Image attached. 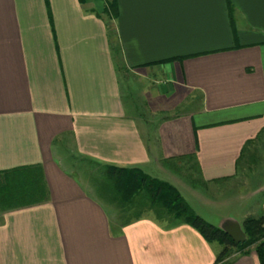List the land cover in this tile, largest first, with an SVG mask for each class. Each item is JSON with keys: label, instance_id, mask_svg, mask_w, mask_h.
I'll return each mask as SVG.
<instances>
[{"label": "crops", "instance_id": "obj_1", "mask_svg": "<svg viewBox=\"0 0 264 264\" xmlns=\"http://www.w3.org/2000/svg\"><path fill=\"white\" fill-rule=\"evenodd\" d=\"M117 2L0 0V172L38 167L48 191L0 206V264H261L254 245L217 262L189 224L117 221L77 166L139 167L245 234L264 215V0Z\"/></svg>", "mask_w": 264, "mask_h": 264}, {"label": "trees", "instance_id": "obj_2", "mask_svg": "<svg viewBox=\"0 0 264 264\" xmlns=\"http://www.w3.org/2000/svg\"><path fill=\"white\" fill-rule=\"evenodd\" d=\"M106 2L105 13L111 18H116L117 0ZM103 167L104 172L99 173L100 185L105 188L107 194L113 191L114 200L121 204L120 209L134 204L135 197L146 196L152 206L165 210L157 217L158 219L170 221L172 225L189 224L207 240L221 243L223 249L217 256V262L227 258L234 249L243 250L256 245L260 263L264 264V215L244 220L243 227L247 238L244 242L238 243L227 231L199 216L174 185L150 176L139 167L113 165ZM47 197V186L38 167L23 166L0 172V206L3 209L12 210L43 203ZM138 218L137 216L124 223H130Z\"/></svg>", "mask_w": 264, "mask_h": 264}, {"label": "rangeland", "instance_id": "obj_3", "mask_svg": "<svg viewBox=\"0 0 264 264\" xmlns=\"http://www.w3.org/2000/svg\"><path fill=\"white\" fill-rule=\"evenodd\" d=\"M145 83L147 85H149V82H143L142 83L140 81L139 86L141 84L143 86ZM135 94H137V96H138L137 90L135 91ZM85 164H86V162H85ZM85 164L84 163H83V165L79 164V165H81V167L80 166H77V167L82 168L83 171L85 170L84 167H89L90 169H93V172L90 175H89V173L87 175L85 174V177H89V179H87V180L94 187L93 193L95 194V196L100 198L101 201H103L105 203L106 207L108 208L110 213L115 217V219L117 221L127 222V221H130V220L136 218L137 216L141 217L143 215L151 216V217H158L165 212V210H163L161 207L152 206L149 203L146 196H140L138 198L135 197V203L134 204L127 205V206H125V208L120 209L121 204H118L119 202L114 200L113 191L111 190V192H108V194H107L105 188H102L100 185L99 173L104 172V167L103 166L93 167L91 165L87 166V164L86 165ZM168 166L170 168H173V169H174V167H176L179 170L177 172L179 175H181V173H186V175L183 174V176H182V178L184 177L185 179L187 178V174L190 175L191 173H194V170L189 169L190 164L188 165L187 161H185V163L183 161L176 162V163L175 162L170 163V164H168ZM194 177H195L194 174H192L191 179H193ZM191 179H190V182H191ZM197 184H199V182L196 181V185ZM199 211H201L210 220V223L219 227L218 221H219L220 217L218 216V214L215 211L211 212V210H209V209L207 211H205L203 209H199ZM225 211H226V213H230V212L235 213V214L239 213V212H237L238 210L235 207L228 208ZM211 220H213V222H211ZM164 221L167 222V224L171 225L170 221H166V220H164ZM245 236H246V233H245ZM254 247H256V245H254Z\"/></svg>", "mask_w": 264, "mask_h": 264}, {"label": "water", "instance_id": "obj_4", "mask_svg": "<svg viewBox=\"0 0 264 264\" xmlns=\"http://www.w3.org/2000/svg\"><path fill=\"white\" fill-rule=\"evenodd\" d=\"M236 242H244L245 241V234L241 232L240 236L233 237Z\"/></svg>", "mask_w": 264, "mask_h": 264}]
</instances>
